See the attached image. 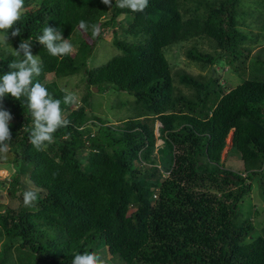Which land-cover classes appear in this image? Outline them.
<instances>
[{
    "label": "trees",
    "instance_id": "1",
    "mask_svg": "<svg viewBox=\"0 0 264 264\" xmlns=\"http://www.w3.org/2000/svg\"><path fill=\"white\" fill-rule=\"evenodd\" d=\"M241 2L149 0L133 13L115 0L109 8L101 0H24L21 34L9 30V44L0 45V76L16 71L9 68L12 49L29 38L31 54L42 61L33 83L61 100L70 124L37 151L24 130L32 127L27 97L0 100L12 134L0 165L13 169L0 185L17 199L14 206L0 201V264H71L73 253L89 252L103 264H120L115 257L124 264H264V224L240 210L253 185L264 196V46L245 76L250 42L264 41V8L261 32L250 36L238 27ZM46 26L59 27L74 52L49 55L36 41ZM109 27L119 53L90 68L89 40ZM173 47L211 74L174 72L165 55ZM219 65L239 82L224 87L214 75ZM78 73L88 88L108 85L132 95L139 114L117 124L91 113L85 94L64 104L67 90L45 76ZM230 131L239 171L221 160ZM28 190L38 192L32 207L23 204ZM17 249L31 258L16 261Z\"/></svg>",
    "mask_w": 264,
    "mask_h": 264
},
{
    "label": "clouds",
    "instance_id": "2",
    "mask_svg": "<svg viewBox=\"0 0 264 264\" xmlns=\"http://www.w3.org/2000/svg\"><path fill=\"white\" fill-rule=\"evenodd\" d=\"M101 3L108 8L112 6V0H101ZM115 4L120 9H128L135 13L143 12L148 7L149 0H115ZM23 8L24 0H0V45L7 46L9 44V30H11L12 37L21 34L22 27H16V25L21 19ZM79 27L82 30H88L89 24L87 21L81 20ZM91 28L93 36L99 34L100 29L96 25H91ZM36 41L53 57L63 58L73 50L71 42L62 38L59 27H44L42 35H39ZM30 43L29 38L22 39L18 48L12 49L16 59L9 64V68L16 69V71H10L0 76V100H3L6 94H10L17 100L22 95L27 97V107L32 116V127L31 129L26 127L24 130L29 133V141L32 146L37 151H45L50 144L54 143L53 134L59 128L67 127L70 121L62 116L61 100H54L41 83H33L34 78L41 74L42 61L38 55L31 54ZM21 53H23L22 56ZM75 99L73 93L66 91L63 103L71 104ZM8 120V113L0 111V151H7L9 148L7 142L11 141L12 134L9 131ZM159 126L160 123L156 122V128ZM37 200V191L23 192L24 206L32 207ZM3 242L0 241V244ZM71 264H103V261L95 253H73Z\"/></svg>",
    "mask_w": 264,
    "mask_h": 264
},
{
    "label": "rangeland",
    "instance_id": "3",
    "mask_svg": "<svg viewBox=\"0 0 264 264\" xmlns=\"http://www.w3.org/2000/svg\"><path fill=\"white\" fill-rule=\"evenodd\" d=\"M264 8L263 0H242L241 5L238 7V21L239 28L244 33L254 36L261 32L258 28L261 25V20L259 19V14L261 10ZM120 21V18H119ZM119 35L123 38H127L128 40L134 39L133 37H125L121 30L118 31ZM112 29L109 27L104 32L100 38L97 40H89L91 45V54L87 59V66L97 67L104 63H106L109 59L119 53V50L113 46L112 44ZM94 41V42H93ZM252 47L251 56L246 59V77L248 74L250 75V61L252 60V56L258 53V50L264 46V41L260 42H250ZM208 48L207 45H205ZM179 48V47H178ZM176 47L167 49L165 55L168 59L171 66L173 65V71L180 72L181 70H185L191 75L198 77L200 75L204 76V79L208 77L209 70L207 68H201L200 64L196 61H192L188 59L181 49ZM74 47L72 53L74 52ZM227 66H217V71L214 73L220 79V83L224 87H230L235 82L238 83V76L233 72L228 73L226 70ZM231 74L233 75L230 80ZM46 81H57L60 86H62L65 90L74 93L75 95V103L78 104L80 102V97L85 94L87 96L86 100L88 101L87 108L91 113L95 114L98 119L109 120L113 123H120L126 119L134 118L139 114V110L136 108L134 103V97L125 91L116 90L111 86H106L103 91H99L98 89L95 91L93 87L88 88L85 85V82L82 79L81 73H78L72 77L58 78L56 79L53 74H47L45 76ZM178 82V81H177ZM235 83V84H236ZM178 87H182L179 83H176ZM97 88V87H96ZM183 91L187 92V88L183 86ZM116 126V125H114ZM156 133V128H155ZM157 135V133H156ZM230 139H231V131L229 132L226 139V146L222 151L221 160L225 163L226 166L231 167L234 170H241L242 161L239 156L234 152H229L230 148ZM161 139L158 138L156 141L157 145H160ZM85 155V154H84ZM13 169L7 164L0 165V181L6 179V177L12 174ZM24 179V183L28 185L27 179ZM17 200V199H16ZM16 200L12 199L10 195L6 194L5 187L3 183L0 185V201L5 202L8 205L14 206L16 205ZM240 210L246 216L252 215V219L254 223L263 225L264 224V196L261 194L257 185H253L250 194L246 195L241 203ZM13 257L16 261H19V255H26L30 257L29 251H25L22 249L13 250ZM31 258V257H30ZM120 264H124L121 259L115 257ZM25 259V260H26Z\"/></svg>",
    "mask_w": 264,
    "mask_h": 264
},
{
    "label": "water",
    "instance_id": "4",
    "mask_svg": "<svg viewBox=\"0 0 264 264\" xmlns=\"http://www.w3.org/2000/svg\"><path fill=\"white\" fill-rule=\"evenodd\" d=\"M97 89H98V88H96V87H93V90H95V91H96Z\"/></svg>",
    "mask_w": 264,
    "mask_h": 264
}]
</instances>
